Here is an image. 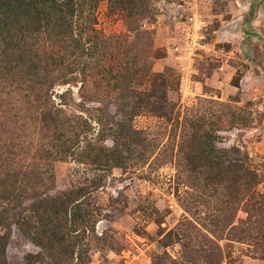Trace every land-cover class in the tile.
<instances>
[{"label":"rangeland","instance_id":"rangeland-1","mask_svg":"<svg viewBox=\"0 0 264 264\" xmlns=\"http://www.w3.org/2000/svg\"><path fill=\"white\" fill-rule=\"evenodd\" d=\"M257 2L59 0L0 36V264H264Z\"/></svg>","mask_w":264,"mask_h":264},{"label":"trees","instance_id":"trees-1","mask_svg":"<svg viewBox=\"0 0 264 264\" xmlns=\"http://www.w3.org/2000/svg\"><path fill=\"white\" fill-rule=\"evenodd\" d=\"M63 4L59 3V0H0V36L12 26L19 27V22H23L24 27L30 25L34 29L38 28L41 22L49 23L50 17L53 18L55 14L59 15L63 11ZM61 21L62 18L59 16L58 21L54 20L52 25H60ZM48 34L59 38L62 31L58 30ZM5 246L4 235H0V263L4 261Z\"/></svg>","mask_w":264,"mask_h":264},{"label":"water","instance_id":"water-1","mask_svg":"<svg viewBox=\"0 0 264 264\" xmlns=\"http://www.w3.org/2000/svg\"><path fill=\"white\" fill-rule=\"evenodd\" d=\"M261 4H262V9H264V0H258L252 19L256 17L258 13V8ZM249 24H250L249 28L251 29V21L249 22Z\"/></svg>","mask_w":264,"mask_h":264}]
</instances>
